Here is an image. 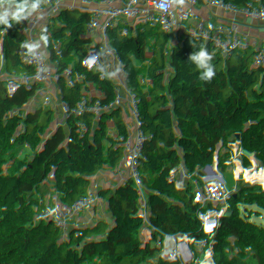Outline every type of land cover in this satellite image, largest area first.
Here are the masks:
<instances>
[{"label":"trees","instance_id":"obj_1","mask_svg":"<svg viewBox=\"0 0 264 264\" xmlns=\"http://www.w3.org/2000/svg\"><path fill=\"white\" fill-rule=\"evenodd\" d=\"M81 2L86 12L71 8L64 14L55 0H46L27 20L13 22L7 31L0 26V88L33 75L20 97L0 102V131L36 124L58 130L62 121L74 124L78 115L68 105L69 93L83 101L87 121L112 114L105 100H118L121 64L148 42L147 31L136 23L150 16L153 2L119 0L113 6L105 0ZM43 9L59 16V27ZM100 15L113 23L133 25L102 27L93 18ZM203 26L207 27L205 47L215 53L217 74L210 82L189 70L180 47L187 34ZM42 34L48 36V43L41 42L37 54H29L22 44ZM58 38L60 60L55 61ZM164 38L152 49L151 75L140 86L138 109L170 117L172 126L198 137L220 133L233 141L264 134V0H230L228 9L216 14L209 0H187L166 21ZM43 65L55 71V82L38 75ZM84 66L90 75L75 73ZM218 122L222 123L219 131L215 129ZM50 148V142L24 140L14 151L13 166L7 158L3 163L9 179L13 168L23 169L20 200L34 192L35 200L64 221L62 233H68L76 225L73 210L59 209L39 192L51 174L50 168L43 167ZM84 156L80 150L66 164L83 193L87 217L100 228L106 264H264L262 206L212 196L211 178L171 184L169 172L142 165L131 174V165L119 158L90 156L83 164ZM104 205L111 210L108 218ZM19 218L31 238L43 225L41 214L29 217L21 209ZM16 248L13 237L0 236V264H7ZM68 249L74 250L79 264L88 263L80 238H74L58 251L50 242L40 247L29 244L28 262L19 254L12 264H69ZM39 252L45 255L44 263Z\"/></svg>","mask_w":264,"mask_h":264},{"label":"built area","instance_id":"obj_2","mask_svg":"<svg viewBox=\"0 0 264 264\" xmlns=\"http://www.w3.org/2000/svg\"><path fill=\"white\" fill-rule=\"evenodd\" d=\"M60 11L67 13L71 8L85 11L81 0H55ZM187 0H184V2ZM153 11L150 16L136 24L143 27L148 33L149 42L139 46L135 50V56L121 64L120 96L118 100L106 99L105 104L113 109L109 117L98 121H87L83 101L75 94H68V105L77 113L78 118L74 124L62 121V127L58 130L40 127L37 124L29 127H5L0 131V166L7 158L10 166H13L12 156L18 145L24 141L50 142L51 148L46 154V163L43 167L51 169L50 176L39 188L40 195L46 202L57 204L59 209L70 207L76 216L75 228L68 233H62L64 221L56 217L55 213L46 209L43 202L34 198V192L20 200L23 189V169L13 168L12 179L8 182L3 179L0 169V236L12 237L11 222L18 226L19 239L25 248L32 244L40 247L50 242L56 251L60 250L64 242H70L74 238L82 240L86 234L89 238L91 254L84 251L87 264H106L102 257L100 245V228L97 227L86 215L83 193L77 180L71 175L67 167V159L74 157L80 150L84 151L83 164H87L88 157H111L133 165V162H141V165L150 166L158 171L170 173V183L188 185L195 179L211 178L212 196L222 199H231L235 196L247 200L255 195L264 208V172L258 171L256 165H250L246 174L237 177L228 173H220L218 170L201 162L195 146L188 150L180 149L175 152L160 146L156 140L159 133L175 136L183 142L202 144L207 148L222 151L228 159L239 154L238 149L249 146L250 154L259 152L258 146L264 145V134L247 139L227 140L222 134H208L198 137L182 127L171 125V118L155 115L150 109L137 108V96L140 86L151 75L150 62L152 60L153 47L164 43V25L166 21L174 17L181 4H175L172 0H152ZM166 5V9L160 5ZM56 27L60 26L59 16L47 9L41 11ZM93 17V16H92ZM96 22L106 28L124 27L133 25L129 22L113 23L106 15L93 17ZM60 39L54 47V59L60 60L58 53ZM148 47L150 51L144 53ZM38 75L48 82L56 81L55 71L46 65L38 70ZM132 79V85L125 91L122 83ZM33 81V75L24 77L17 84L4 89L10 102L20 97L25 89ZM59 99L55 105L58 106ZM222 123L218 122L215 129L219 131ZM56 135H55V134ZM14 185V187H13ZM23 209L26 215L33 217L41 214L43 225L34 237H30L23 230L20 223L19 211ZM17 223V224H16ZM83 248V247H82ZM16 255L20 254L16 248ZM39 261L44 263L45 255L38 253ZM13 261V260H12ZM8 262L7 264H12ZM79 264V263H78Z\"/></svg>","mask_w":264,"mask_h":264},{"label":"crops","instance_id":"obj_3","mask_svg":"<svg viewBox=\"0 0 264 264\" xmlns=\"http://www.w3.org/2000/svg\"><path fill=\"white\" fill-rule=\"evenodd\" d=\"M117 1L119 0H105V3L109 4L110 6H113ZM209 2L211 4L213 12L216 14L221 11L227 10L229 7L230 0H209ZM206 31H207L206 26L198 27L195 30H193L191 33L187 34L184 37L182 43L180 44V47L184 50L185 54L187 55V66L189 70L191 71H198V70L196 69L195 65L188 59V57L192 52L197 51L200 47H205L204 37L206 35ZM148 51L150 50L148 47H146L144 49V53L146 54L148 53ZM53 55H54V52H53ZM85 67L87 68L85 73H81L83 67L76 69L75 73L90 75L88 66H85ZM132 83H133L132 79L126 80L125 83H122L124 86V90L126 91L128 89V86L132 85ZM0 102H7V103L10 102L4 89L2 88H0ZM156 140L160 146L166 149H171L175 152H178L180 149L186 151L189 148H191V146H195L198 152L200 161L209 164V166H212L213 168H215L222 174L228 173V174H232L237 177H241L246 174L247 168L253 163L256 165V168L258 171L264 172V145L258 146L259 152L256 153L255 155L250 154L251 148L249 146L239 148L238 149L239 154L235 155L231 159H228L225 156V154L218 149L207 148V147H204L202 144L194 145L192 143H186L175 136H170V135H165L163 133H159L156 137ZM140 166L142 165H139L138 167ZM138 167L131 165L130 172L131 171H133V173L136 172ZM0 169L2 171L3 179H5V181L8 182L7 172H6L5 166L4 165L2 166V162H1ZM112 185H113V182L111 181V179H109V181H107L108 189H111ZM238 199H241V198H238ZM244 201L249 203L253 207L261 206L260 201L255 195L250 196L247 200L244 199ZM84 235L85 237L81 240V245L84 251L91 254L89 238L86 234ZM67 255H68L69 264H78V261H77V258H76V255L73 249H68Z\"/></svg>","mask_w":264,"mask_h":264},{"label":"clouds","instance_id":"obj_4","mask_svg":"<svg viewBox=\"0 0 264 264\" xmlns=\"http://www.w3.org/2000/svg\"><path fill=\"white\" fill-rule=\"evenodd\" d=\"M175 4H183L184 0H172ZM46 0H0V26L7 31L12 23H20L38 13ZM166 9V5H160ZM3 35V32H0ZM48 36L42 34L38 40L25 41L22 47L26 48L31 55H36L41 47V42L48 43ZM215 53H210L206 47H200L192 52L188 59L195 65L199 72V79L203 82H210L216 76V66L213 64Z\"/></svg>","mask_w":264,"mask_h":264},{"label":"rangeland","instance_id":"obj_5","mask_svg":"<svg viewBox=\"0 0 264 264\" xmlns=\"http://www.w3.org/2000/svg\"><path fill=\"white\" fill-rule=\"evenodd\" d=\"M148 42H149V40H148ZM148 42H147V43H148ZM86 70H87V68L84 66L83 69H82V71H81V73H85ZM77 72H78V71H77ZM192 72H193V71H192ZM139 165H141V162H139V161H137V162H136V161L133 162V166L138 167ZM131 170H132V169H131ZM130 173L133 174V171H131ZM108 181H109V180H108ZM238 198H239V196H235V197H234L235 200H239ZM241 200L244 201L243 198H241ZM102 211L104 212L106 218H108L109 215L111 214V210H109V209L107 208L106 205L103 206V210H102ZM0 223H1L2 225H4L6 222H4V220H3V221L0 220ZM11 228H12V234L14 233V234L12 235V237L16 240L17 247L19 248L20 254L23 256V259H24L26 262H28L29 255H28L27 252H26V248H25L24 243H23L22 241H20V239H19L20 237H19V235H18V233H19L18 226H16L15 224H13V223L11 222ZM88 254H89V253H88ZM15 258H16V253L13 252V254H11V256L9 257L8 262H11V261L14 260ZM8 262H7V263H8Z\"/></svg>","mask_w":264,"mask_h":264},{"label":"water","instance_id":"obj_6","mask_svg":"<svg viewBox=\"0 0 264 264\" xmlns=\"http://www.w3.org/2000/svg\"><path fill=\"white\" fill-rule=\"evenodd\" d=\"M197 264H199V263H197Z\"/></svg>","mask_w":264,"mask_h":264}]
</instances>
